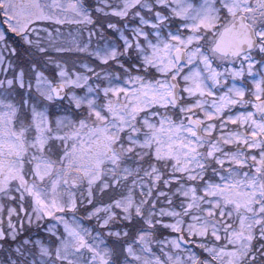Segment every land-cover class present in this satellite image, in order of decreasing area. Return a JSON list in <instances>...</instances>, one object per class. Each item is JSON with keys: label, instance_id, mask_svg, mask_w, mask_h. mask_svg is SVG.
Wrapping results in <instances>:
<instances>
[{"label": "snow or ice", "instance_id": "snow-or-ice-1", "mask_svg": "<svg viewBox=\"0 0 264 264\" xmlns=\"http://www.w3.org/2000/svg\"><path fill=\"white\" fill-rule=\"evenodd\" d=\"M0 264H264V0H0Z\"/></svg>", "mask_w": 264, "mask_h": 264}]
</instances>
